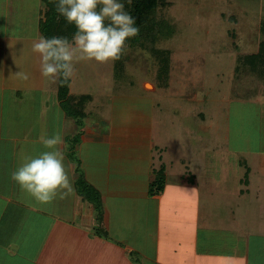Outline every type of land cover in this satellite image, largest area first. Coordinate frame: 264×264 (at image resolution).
I'll return each instance as SVG.
<instances>
[{
  "label": "crops",
  "instance_id": "obj_1",
  "mask_svg": "<svg viewBox=\"0 0 264 264\" xmlns=\"http://www.w3.org/2000/svg\"><path fill=\"white\" fill-rule=\"evenodd\" d=\"M42 7L0 0V264H264V170L227 159L219 175L183 153L158 154L156 165L152 141L137 151L125 129L113 134L88 116L89 101L84 114L68 115L58 79L44 78L24 53L41 36ZM55 132L74 192L42 204L11 173L48 151L40 137ZM159 173L162 190L151 192ZM80 176L99 195V211L78 192Z\"/></svg>",
  "mask_w": 264,
  "mask_h": 264
},
{
  "label": "rangeland",
  "instance_id": "obj_2",
  "mask_svg": "<svg viewBox=\"0 0 264 264\" xmlns=\"http://www.w3.org/2000/svg\"><path fill=\"white\" fill-rule=\"evenodd\" d=\"M170 1L155 10L153 38L128 46L119 69L116 61L75 63L70 93L91 95L88 116H101L113 134L125 129L137 151L152 141L156 165L158 154L171 161L183 153L219 175L227 159L263 171L264 77L239 67V58L258 51L264 0ZM24 53L40 61L32 49Z\"/></svg>",
  "mask_w": 264,
  "mask_h": 264
},
{
  "label": "clouds",
  "instance_id": "obj_3",
  "mask_svg": "<svg viewBox=\"0 0 264 264\" xmlns=\"http://www.w3.org/2000/svg\"><path fill=\"white\" fill-rule=\"evenodd\" d=\"M131 4V0H127ZM56 10L66 23L75 28L71 40L64 36H40L32 44V51L40 57L41 75L55 82L75 75V63L95 61L100 64L122 58L128 41L139 35L136 20L121 0H57ZM22 80L29 74L18 72ZM48 151L28 157L11 173V179L42 204L57 197L66 198L74 192L64 164V143L59 132L40 137Z\"/></svg>",
  "mask_w": 264,
  "mask_h": 264
},
{
  "label": "trees",
  "instance_id": "obj_4",
  "mask_svg": "<svg viewBox=\"0 0 264 264\" xmlns=\"http://www.w3.org/2000/svg\"><path fill=\"white\" fill-rule=\"evenodd\" d=\"M125 4V9L131 13L136 20V26L139 27V35L128 41L129 47H144L147 40L153 38L152 31L155 30L154 13L158 7H166L170 4V0H131L129 5L127 0H121ZM42 10L41 18L39 21V31L41 36L51 38L53 36H64L71 40L75 28L73 25L66 23L63 16L59 15L56 10L57 0H41ZM260 32L263 39L259 43V48L256 53L244 55L239 58V67L248 68L252 72L264 77V18L260 23ZM159 55V51H155ZM157 57V56H156ZM158 58V57H157ZM161 72L165 73L168 70V59L163 58L159 61ZM122 66V60L115 63V68L119 69ZM238 70V67H236ZM70 79L64 80L62 77L58 78V96L62 101L63 108L68 115L72 117H79L82 114V104L91 100L89 95H69ZM164 177L162 174H157L155 180L151 185V192L161 191ZM78 192L87 200L95 204L96 209L99 211L101 208L100 198L97 192L92 189L80 176L77 181Z\"/></svg>",
  "mask_w": 264,
  "mask_h": 264
}]
</instances>
